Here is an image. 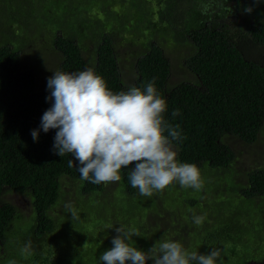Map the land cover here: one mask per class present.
I'll list each match as a JSON object with an SVG mask.
<instances>
[{"label": "trees", "instance_id": "1", "mask_svg": "<svg viewBox=\"0 0 264 264\" xmlns=\"http://www.w3.org/2000/svg\"><path fill=\"white\" fill-rule=\"evenodd\" d=\"M20 1L22 7L16 8L14 13L20 23L18 27L24 28L22 35H17L21 45L15 49L6 38L0 43V264L5 258L15 261V264H75L74 258L68 254L71 248L79 252L82 242L90 238L93 242L96 237L101 240V247L94 249L92 243L79 253L86 255L89 262L102 264L99 257L112 247V238L117 235L115 228L120 225L135 230L137 227L143 228L146 238L152 241L178 240L190 252L207 254L211 249L220 248L222 237L217 232L205 234L203 231L205 225L210 226V221L196 225L193 217L188 215L185 217L189 218V222L172 221L168 226L163 222L162 211L161 216L155 218L148 215L147 221L137 226L134 223L137 218L141 223L145 221V211L131 206L124 208L122 204L114 202L118 191L132 193L137 190L130 186V169L121 170L117 187L105 197L103 194L109 190L108 184L82 180L77 169L79 162H75L76 166H68L69 159L74 157L54 154L56 129H50L47 133L41 129L38 140L34 141L31 131L40 128L41 117L51 102L46 99L49 92L38 88L35 70L23 63L22 52L24 46L32 44L30 39H35V35L31 34L35 31L47 39L43 44L47 46L46 51L55 52L60 58L57 69L77 72L92 68L113 92L127 91L132 86L143 89L155 78V87L168 104L165 119L173 126L179 125L182 137H185L173 141L178 147L177 159L196 164L203 182L212 178L219 187L224 180L213 177L221 172L233 173L231 166L236 157L224 137L232 135L254 143L264 126V0L259 4L253 0H201L203 5H210L207 13L203 12V5L195 0H139L140 9L130 7V4H134L133 0H112L115 8H111V4L104 5L103 0H98L95 5V0H77L85 6L82 15L88 20L99 24L102 14L113 20L115 28L108 31L102 23L104 28L99 26L92 30L90 25L82 23L67 35L62 33V29L54 31L52 27L50 16L54 14V6L47 7L43 0ZM37 2L40 4V20H35L36 12L32 11V3ZM125 6L134 13L122 15L117 12L119 7ZM249 6L253 8L251 13L244 11ZM140 18H143V23L137 22ZM179 25L186 29V33H178ZM143 26L147 33L143 31L139 34ZM75 29L83 33L82 37ZM137 36L146 38V41H134ZM166 40L173 48L185 51L179 61L192 79L183 78L177 83L170 81L173 61L163 47ZM90 42L94 50L88 54L87 43ZM122 42L143 46L128 49L134 76L127 83L121 74ZM40 61L49 63L43 55ZM186 72L182 77L186 76ZM174 110H178L179 115L173 116ZM66 177L73 181L76 189L75 202H65L71 195L63 184ZM167 188L178 189L184 196L182 203L191 209L201 207V198L196 196L194 189L182 188L178 183ZM202 190L198 193L201 194ZM8 193L28 197L32 213L23 215L14 203L6 199ZM235 193L254 198V202L255 198L264 202V165L252 169L248 185ZM157 194L146 203L151 210L165 208V204L158 202L160 197L156 199ZM61 202L64 207L58 212ZM69 203L73 207L78 203L83 204L87 210L82 218H91L88 230L94 226L100 232L97 236H94V232L91 237L82 233L80 244L76 242L60 248L50 246L51 242L47 243L46 238L59 236L56 234L59 232L57 225L60 217L66 214L65 205ZM96 204H101L102 209L106 206L108 212H111L110 205L113 211L118 210V214L93 212ZM201 209L202 215L208 210ZM242 215L243 222L250 217L246 211ZM119 216L122 221L117 219ZM218 217L224 218L222 214L215 218ZM30 220L33 223L28 231L20 228L22 224L17 226L19 222ZM134 237L143 244L141 238ZM28 241H31L30 254H22L21 249ZM146 248L149 249V245ZM45 252H49L50 256H46ZM221 256L223 263L230 262V255L221 252ZM146 264L153 262L149 259ZM244 264H264V260L248 259Z\"/></svg>", "mask_w": 264, "mask_h": 264}, {"label": "clouds", "instance_id": "2", "mask_svg": "<svg viewBox=\"0 0 264 264\" xmlns=\"http://www.w3.org/2000/svg\"><path fill=\"white\" fill-rule=\"evenodd\" d=\"M259 4L261 0H253ZM210 5H203L207 13ZM251 13V6L245 8ZM155 78L143 89L132 86L127 91L113 92L106 81L92 68L77 72L57 70L47 78L51 106L43 113L40 128L31 131L34 141L39 131L56 129L54 154H70L68 166L77 167L81 179L93 184H107L121 180V170L130 169V186L143 197L178 183L182 188L201 190L203 180L194 163L180 162L173 141L182 137L179 125H171L164 114L168 109L166 98L157 91ZM179 115L178 110L172 112ZM134 164V167L132 166ZM72 221L79 219L77 210L65 205ZM193 221L200 225L203 217ZM112 247L102 252V264H222L220 249L207 254L188 251L173 239L156 241L147 251L132 246L133 236L140 233L123 225L115 228ZM31 241L21 249L30 254ZM15 264V261L10 262Z\"/></svg>", "mask_w": 264, "mask_h": 264}, {"label": "rangeland", "instance_id": "3", "mask_svg": "<svg viewBox=\"0 0 264 264\" xmlns=\"http://www.w3.org/2000/svg\"><path fill=\"white\" fill-rule=\"evenodd\" d=\"M43 1L46 3L47 7H55L54 14L50 16V22L54 31L57 29H62V33L67 35L73 30V28L82 23L90 25V28H92V30H94L93 28H98L99 26H102L104 28L102 23L106 25L105 28L108 31H113L112 29L115 28V23L113 22V20L105 18L102 14L100 15V18L102 19L99 24L94 20H88L85 16L82 15L83 10H86L85 6L83 4H79L77 0ZM97 1L98 0H95L93 5H95ZM195 1L200 3L201 0ZM20 2V0H0V43L1 40L3 41V38H6L5 40H9L12 47H14L15 49H18L21 45V40L17 39V35H22V32H24V28L18 27L20 23L17 21L18 18L14 13L16 8L22 7ZM111 3L112 0H103L104 5ZM133 3L134 4H130L131 8H141V3L139 0H133ZM200 4L203 5V2ZM39 5L40 4L38 2L34 4L32 3V11L36 12L34 16L35 20H40L38 19L40 9ZM111 8H115V4H111ZM117 12L122 13V15H125L126 13L128 14L130 12L134 13L128 6H125L123 8L119 7ZM137 22L143 23L144 20L143 18H140L139 20H137ZM143 31H145L144 26L141 27L138 33L140 34ZM177 31L179 34L186 33V29H184L181 25H179ZM76 33H78V36L82 37L81 34L83 33H80L79 30H76ZM145 33L147 32L145 31ZM33 34L35 35V39L31 37L30 42L32 44H30L29 46H24V50L22 52V60L27 67L35 70L37 75L38 88L45 89L49 92L47 88V78L53 75V72L59 70L57 69L56 65L59 63L60 58L55 52L46 51L47 46L43 44L45 41L47 42V39L43 34L32 31L31 35ZM134 41L145 42L146 38H139L137 36ZM87 44L88 48L86 52L88 54L93 53V44L91 42ZM169 44L170 41L166 40L165 44H163V47L166 54L173 61L170 81L172 83H177L183 78L192 79V75H190L183 69V65L179 61L180 57L185 54V51L179 50L176 47L173 48ZM138 46L139 47L132 45V43L122 42V47L120 48V52L122 55L121 74L122 77H124L123 79L126 83L128 81H132L131 79L134 76V72L131 71V64L128 58V49L143 48L142 45ZM44 51L47 52V54ZM42 55L46 57L49 63H43V61H40ZM184 72H186V76L182 77L184 76ZM224 140L231 146L236 156L235 161L231 166V172L233 171V173L227 174L226 172H221L217 174L218 176H214L213 178L215 180H224V182L219 187H216L218 186V182L210 178V180H205L203 182L204 186L202 188L203 190L201 191V194L198 193L200 190H195L196 196L201 198V207L204 209H208L207 212H205L203 215L201 207L196 206L194 209H191L189 206H187V204L182 203L184 196L181 195V192H179L178 189L174 188H170L169 190L168 188H165L162 192H157L158 194L156 195V199L160 197L158 202H160V204H165V208L163 210H158L156 208H152L151 210V208L146 207V203H148L149 197L141 196L138 190H135L132 193L126 191H118V193H116V200L114 202L117 204H122L124 208L131 206L135 207L137 210L145 211V221L141 223L137 218V220L134 222L137 226H142L143 223L147 221L148 215L155 216L156 218V216L159 217L162 215V211L163 222L164 224H169L168 226H171L172 221H179L180 223H182L184 220H186L187 222H189V218L187 216L185 217V215H188L189 217H194V215L201 216L203 217L202 224L210 221V226L205 225V227H203V231L205 232V234H210L209 232H217L218 235L222 237V239H220V248L218 249H220L221 252H225V255H230V262L228 264H244L248 259L252 261L264 260V229H262V225L264 224V202L261 203L258 198H255L256 201L254 202V198H248L235 193L240 188L246 187L248 185L249 172L252 169L264 165V126L261 128L258 134V139L254 143L245 142L241 138L232 135L225 136ZM173 148L178 155V147L173 144ZM118 182L107 183L109 186V190H106L103 196L106 197L112 194V189H115L117 187ZM63 184L65 185V187H68V190L71 193V195L68 196V199H66L65 202L68 203L69 201H77L76 189L74 188L73 181L69 180L68 177H66ZM214 188H217L218 190H214ZM228 188L230 189V192ZM169 192L170 196L168 195ZM227 193L231 194L227 195ZM5 197L8 201L14 203L23 215L29 216L32 213L33 209L31 201L25 195L19 193H8L5 195ZM164 199L165 201L163 202ZM111 203L112 202H110L109 204ZM82 205L83 204L78 203L74 206L79 216L78 220L73 222L71 219V213L68 212L60 217V221L57 225V230L59 232H56V234L59 236H51L49 239L46 238L47 243L49 241L51 242L50 246H56L60 248L63 247V245L70 246L73 245V243L75 244L76 242H79L80 244L82 241H79V238L80 236H82V233H85L90 237L94 232L96 233L94 234V236L98 235L97 233L100 232L98 228L93 226L90 228L91 230H88L91 224V218H82V215L87 210ZM106 205L108 204L106 203ZM63 207V202H61L58 205L57 211L60 212ZM108 207L111 212H108L106 206H104V208L102 209L101 204H96L93 207L92 211L101 214L105 213L108 215H114V213L118 214V210L113 211L110 205ZM245 211L249 214L250 217L247 218V221L243 222L241 220L243 216L242 213ZM152 212H154V215H152ZM219 214H222L225 219L221 217L215 218ZM117 219L122 221V218H120V216ZM104 220L107 221V219L105 218ZM107 222L112 221L109 220ZM153 222L154 221H150V223ZM32 223V220L23 223L19 222L17 226L19 224H22V227L20 228L28 231ZM136 230L140 233V236L138 237L141 238L143 244L138 243V241L135 240L136 237L133 236V240L130 242L132 246L147 251V245H149L150 248L156 241H158V239H155V241L147 239L144 234L145 232L143 228L141 229L137 227ZM92 243H94V249L96 247H101V240L99 241L96 237L92 242L90 238L89 240L80 244L81 250L79 252L84 251V249H88ZM69 252L70 253L68 254L74 258L73 262L75 264H96L95 262H89L85 257L86 255L84 256L83 254H80L73 247ZM233 253H235L236 255L233 256ZM45 255L50 256V253L45 252ZM56 255H58V253ZM10 262L11 261L9 258H5L2 260L3 264H8ZM222 264H226V262L223 263L222 261Z\"/></svg>", "mask_w": 264, "mask_h": 264}]
</instances>
